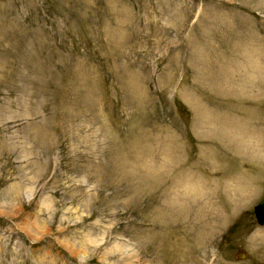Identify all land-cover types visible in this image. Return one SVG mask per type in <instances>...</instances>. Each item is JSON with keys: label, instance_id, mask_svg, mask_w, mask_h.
Returning <instances> with one entry per match:
<instances>
[{"label": "rangeland", "instance_id": "rangeland-1", "mask_svg": "<svg viewBox=\"0 0 264 264\" xmlns=\"http://www.w3.org/2000/svg\"><path fill=\"white\" fill-rule=\"evenodd\" d=\"M263 194L264 0H0V264H264Z\"/></svg>", "mask_w": 264, "mask_h": 264}, {"label": "water", "instance_id": "water-1", "mask_svg": "<svg viewBox=\"0 0 264 264\" xmlns=\"http://www.w3.org/2000/svg\"><path fill=\"white\" fill-rule=\"evenodd\" d=\"M254 213L258 224L264 225V196L262 199L254 206Z\"/></svg>", "mask_w": 264, "mask_h": 264}, {"label": "bare ground", "instance_id": "bare-ground-1", "mask_svg": "<svg viewBox=\"0 0 264 264\" xmlns=\"http://www.w3.org/2000/svg\"><path fill=\"white\" fill-rule=\"evenodd\" d=\"M214 132H216V130Z\"/></svg>", "mask_w": 264, "mask_h": 264}]
</instances>
